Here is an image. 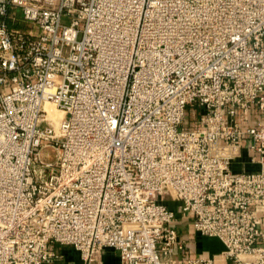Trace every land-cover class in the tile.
<instances>
[{
  "label": "built area",
  "instance_id": "obj_1",
  "mask_svg": "<svg viewBox=\"0 0 264 264\" xmlns=\"http://www.w3.org/2000/svg\"><path fill=\"white\" fill-rule=\"evenodd\" d=\"M263 199L264 0H0V264H264ZM177 210L221 252L176 257Z\"/></svg>",
  "mask_w": 264,
  "mask_h": 264
},
{
  "label": "crops",
  "instance_id": "obj_2",
  "mask_svg": "<svg viewBox=\"0 0 264 264\" xmlns=\"http://www.w3.org/2000/svg\"><path fill=\"white\" fill-rule=\"evenodd\" d=\"M261 119L259 112L252 109L246 116L244 126L254 125ZM250 141L245 138L240 143V149L231 162L233 173L257 172L259 164L254 159V153L249 147ZM168 205L176 209L177 202L169 201ZM259 225L264 226V199L252 206ZM176 219L171 224L184 242V249L175 253L176 257H203L218 254L223 249V244L215 237L203 236L192 227V215L176 211ZM54 257L44 264H81L79 252L70 245L55 243L53 245ZM92 264H122L118 251L111 247H103L95 252Z\"/></svg>",
  "mask_w": 264,
  "mask_h": 264
},
{
  "label": "rangeland",
  "instance_id": "obj_3",
  "mask_svg": "<svg viewBox=\"0 0 264 264\" xmlns=\"http://www.w3.org/2000/svg\"><path fill=\"white\" fill-rule=\"evenodd\" d=\"M187 124L188 125H193L195 123V119L194 116L192 114V111L190 110V108L186 109V119ZM186 121L183 122V126L186 125ZM43 158L45 161H52L55 158V150L53 148H45V150L43 151Z\"/></svg>",
  "mask_w": 264,
  "mask_h": 264
},
{
  "label": "bare ground",
  "instance_id": "obj_4",
  "mask_svg": "<svg viewBox=\"0 0 264 264\" xmlns=\"http://www.w3.org/2000/svg\"><path fill=\"white\" fill-rule=\"evenodd\" d=\"M48 106V112H49V117L53 118L55 122H58V119L61 117V112L53 108V106L47 104Z\"/></svg>",
  "mask_w": 264,
  "mask_h": 264
}]
</instances>
